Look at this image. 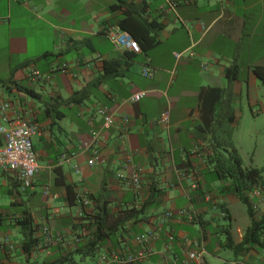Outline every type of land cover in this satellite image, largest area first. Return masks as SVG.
<instances>
[{"label": "crops", "instance_id": "obj_1", "mask_svg": "<svg viewBox=\"0 0 264 264\" xmlns=\"http://www.w3.org/2000/svg\"><path fill=\"white\" fill-rule=\"evenodd\" d=\"M175 1L173 13L165 0H0L7 41L0 48L7 73L0 102L41 131L33 137L40 170L32 188L0 168V264H53L73 254L77 239L82 246L91 240L67 186L90 197L88 213L109 212L108 229L119 224L93 259L74 256L81 264H118L114 254L148 251L137 264H180L196 240L204 242L206 264H264V249L236 253L224 245L228 227L239 244L251 223L249 217L246 227L233 228L242 203L229 174L233 148L243 166L247 156L263 169L254 164L253 140L264 135V85L253 69L264 66V0ZM123 21L146 38L148 50L116 48L104 30ZM151 22L161 26L157 34H149ZM151 37L157 44L149 46ZM82 92L81 101L73 100ZM139 92L146 94L130 103ZM101 108L113 114L114 126L104 127ZM164 113L167 125L159 123ZM245 139L252 141L246 152ZM136 170L138 189L123 180ZM250 196L264 213V187ZM25 214L36 236L46 226L66 245L36 249L28 261ZM148 233L155 237L138 241Z\"/></svg>", "mask_w": 264, "mask_h": 264}, {"label": "built area", "instance_id": "obj_2", "mask_svg": "<svg viewBox=\"0 0 264 264\" xmlns=\"http://www.w3.org/2000/svg\"><path fill=\"white\" fill-rule=\"evenodd\" d=\"M166 11L175 12L177 3L175 0H165ZM105 34L116 46L117 49H124L135 54L142 52L139 43L132 37L130 33L123 30L119 25H111L105 28ZM184 53H176L177 59L182 58ZM190 56L194 54L189 53ZM203 70H207L208 66L203 65ZM145 77L150 76L148 69L143 72ZM36 78H39V73L34 72ZM145 92H139L132 95L129 98V102L132 104L138 103L145 96ZM98 114L104 118V127L110 128L115 125V118L113 114H107L104 108L98 110ZM169 122V114L164 113L159 119V123L167 125ZM39 125L32 119L23 116L20 112L13 109L12 104L8 101L0 102V137L3 142V146L0 148V168L8 170L17 174L18 180L24 189H30L33 187L36 176L40 170L37 154L34 149L33 137L40 134ZM97 136V135H96ZM95 136V137H96ZM67 155L62 156V161H68ZM96 159L89 161L90 166H94ZM123 178V177H122ZM125 183L129 186L139 188L141 186L140 171H134L130 178H123ZM91 200L88 196L78 195V210L79 217H83L87 209H89ZM252 209L257 215L262 214V208L254 204ZM181 216L187 214V211L181 210L179 213ZM172 213H165V218H171ZM41 242L39 249L49 248L53 244L59 243L60 245H66L64 238L61 235H53L49 227H43L41 231ZM153 233H148L145 236L137 237L139 242L147 241L149 238H154ZM170 240H173V236H170ZM150 251L127 253L124 255H113V259L118 264H137L143 262ZM207 251L205 249L204 242L202 240H196L192 242V250L188 253V256L181 261L180 264H206Z\"/></svg>", "mask_w": 264, "mask_h": 264}, {"label": "trees", "instance_id": "obj_3", "mask_svg": "<svg viewBox=\"0 0 264 264\" xmlns=\"http://www.w3.org/2000/svg\"><path fill=\"white\" fill-rule=\"evenodd\" d=\"M121 28L124 30H129L131 35L139 43L142 50H148V42L146 43V38L142 40L139 39V36L132 32L130 26L128 27L125 21L120 24ZM149 34H157L161 30V26L155 22L149 23ZM157 44V40L154 37H151L149 40V46ZM255 75L260 80L262 85H264V66L254 67L253 69ZM227 76L230 81L236 77V69L232 68L228 71ZM83 92L76 95L73 100L81 101L83 97ZM79 99V100H78ZM2 140L0 138V147L2 146ZM232 164L230 176L233 181V193L240 199V201L247 207L248 215L250 217V226L246 229L243 239L239 244H235L230 233V227L225 231L226 238L224 241L225 247L232 248L236 253L238 252H249L251 249L256 247L264 249V213L257 215L252 209V199L251 194L254 193L259 187H264V168L257 169L253 167H244L241 158L239 157L237 151L233 148L232 150ZM67 191L69 195V203L71 206L78 207V196L74 193L73 188L67 186ZM89 197V196H88ZM90 199V197H89ZM91 200V199H90ZM109 212L102 208L97 212L88 213L87 211L81 217L88 222L86 223V228L88 229L91 240L87 242L86 245H80V239L76 240L77 245L76 249L71 255H66L60 258L53 264H75V255H84L86 258L93 259L97 250L100 248V243L105 238L110 237L113 232H116L119 224H116L114 227L109 229L105 225ZM21 232L24 238L23 250L25 255L29 259L32 257L36 249L39 250V244L41 238L36 236L37 229L34 226L33 218L30 214H25L20 222ZM50 248V247H49ZM47 249V248H43ZM36 264V263H30Z\"/></svg>", "mask_w": 264, "mask_h": 264}, {"label": "rangeland", "instance_id": "obj_4", "mask_svg": "<svg viewBox=\"0 0 264 264\" xmlns=\"http://www.w3.org/2000/svg\"><path fill=\"white\" fill-rule=\"evenodd\" d=\"M6 29H0V48L6 47L7 45V41H5V39L3 38V35ZM1 60V59H0ZM7 77V73L5 72V69L0 66V80L5 79ZM254 142L257 143V148H258V153L256 156V161H255V166H257L258 168H264V135H261V138L254 139ZM252 141H246L245 139V144H244V149L245 152L246 150H249L251 148L250 144ZM250 160L247 156H244V167H251L249 165ZM236 209V211H235ZM235 214H236V221L233 224V228L234 230H236V228L238 226H240L241 228H244L247 226V223H249V216H248V210L247 207L241 203L238 204L236 208H234ZM76 263L77 264H81V259L80 257L76 258ZM86 264H95L94 260H90L87 259Z\"/></svg>", "mask_w": 264, "mask_h": 264}]
</instances>
